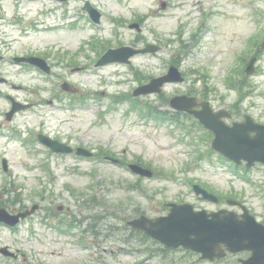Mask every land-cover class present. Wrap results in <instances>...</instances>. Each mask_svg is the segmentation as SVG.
<instances>
[{"label": "rangeland", "instance_id": "obj_1", "mask_svg": "<svg viewBox=\"0 0 264 264\" xmlns=\"http://www.w3.org/2000/svg\"><path fill=\"white\" fill-rule=\"evenodd\" d=\"M93 1L96 7L103 6L107 16L111 11L118 12L125 21L148 16L143 37L147 42L159 40L163 49L155 57L134 58L130 67L109 65L97 70L93 65L99 54L96 49L91 52L89 43L93 42L92 48L97 44L99 50L109 47L112 34L102 31L107 25L98 31L99 27L92 29L83 19L79 33L66 32L68 28L44 32L46 27H54L49 20H58L59 12L47 18L40 16L34 22L37 26L28 29L29 36L13 45L11 51L22 52L25 43L34 52L43 53L51 47L55 54L51 76L1 69L8 81L21 88L14 90L0 84V204H39L42 209L16 233L0 229L3 243L15 244L28 255L27 261L19 264H163L156 249L142 241L126 220L139 214L158 216L163 204L177 197L197 209L212 210L214 205L195 197L192 184L222 196H227L229 185L234 189L236 184L242 185L231 184L236 179L222 168L231 163L210 152V141L192 120H184L180 127L158 123L143 118L141 109L148 112L146 106L149 110L153 106L168 109L172 96L190 92L210 100L215 107L234 108L236 118L249 115L264 122V0ZM161 2L166 3L165 10H160ZM0 3V29L16 40L19 38L13 28L17 24L10 22L12 15L34 21L39 17L37 11L45 5L43 10L49 12L56 2ZM29 11L31 15H27ZM73 23L70 20L64 25ZM122 32L126 33L122 43L135 38L132 31ZM61 46L67 49L65 54ZM252 58H256V73L247 78L243 70ZM75 65L86 70L72 73L70 68ZM170 65L180 66L184 83L166 85L160 95L133 99L131 93L138 81L147 82ZM66 82L76 86L78 95L62 89ZM6 93L21 102L52 100L54 105L36 106L6 123ZM77 98L86 101H77L74 109L67 107L69 99ZM38 133L87 149L102 146L113 154L124 151V165L47 155L36 141ZM2 159L7 161L6 172L1 167ZM134 162L151 168L153 178L139 179L135 173L132 176L126 165ZM251 174L264 181L263 168L254 167ZM60 206L63 210L57 211ZM178 256L181 260L175 264L198 261L188 252Z\"/></svg>", "mask_w": 264, "mask_h": 264}, {"label": "flooded vegetation", "instance_id": "obj_2", "mask_svg": "<svg viewBox=\"0 0 264 264\" xmlns=\"http://www.w3.org/2000/svg\"><path fill=\"white\" fill-rule=\"evenodd\" d=\"M0 1H2V0H0ZM52 1L56 2L55 4H53L54 5L53 9L50 10L49 12L44 11L43 8L46 7L44 5L42 10L37 11V14H39V17L36 18L34 21H24V20L20 19V17L18 15H15V14L12 15L10 22L17 24V28L16 29L13 28V29L15 30L14 33H17L19 39L15 40V37H11V35L9 33H3L4 30L0 29V46H1V48H0V84L6 85V86H8L14 90H19L21 88L20 86L14 85L11 81H8V78H6L2 75L3 73H1V69L3 67L13 68L14 72H16L17 69H19V73H22V72L23 73H25V72L26 73H28V72L29 73H34V72L42 73L38 68H35L34 66H31L25 62H18L20 59H30V58L43 59L47 63V65L49 66V68L51 70L49 76H51L54 73L55 65L53 64V56L55 54H53L50 51L51 47L46 49L45 52L40 53L38 51L34 52L25 43H22L23 44L22 45L23 46L22 52H18L16 50L11 51V49L13 50V45H15V43H19V40H21V39L24 40L26 38V36H29L30 31L28 29L31 27L37 26L34 24V22H38V19L40 18V16L47 18V17L51 16L52 12H54V14L56 12H59V14H58L59 19L54 20V21L49 20L52 23L50 25L54 24V27H51V26L46 27L44 32L49 30V31H54V33H56L58 30H61L63 28H68V31H66V32H70L73 34L79 33L77 31L82 28V20L83 19L87 20L88 24L91 25L92 29H96L99 27L98 31L102 30V27H101L102 25H107V28L102 30V31L103 32L108 31V33L111 32V34H112V35H110V37L112 38V41L109 42V45H108L109 47L103 46L99 50L97 44H96L95 48L94 47L92 48L93 42L89 43L91 45V48H90L91 52H94L96 49V52H98V54H99V55L95 56L96 58H94L95 61H94L93 66L95 69L97 68L95 66L97 60L108 49H118V48H121L124 46H131L133 48H143L148 43L156 44L157 46H159L160 48L163 49L159 40H155V41L152 40L151 42H147V40L143 37L144 32H145L144 24L149 19L148 16H145V17L136 16V17H134L133 20L130 19V21H127V19H126V21H125L123 19V15H121L118 12L115 13L114 11H111L110 14L107 16L106 12H105L106 10L103 8V6L96 7L93 4L94 3L93 0H48V2H52ZM115 5H117L119 7V4H115ZM0 6H3V5L0 3ZM48 6H50V5H48ZM86 6H88V8H86ZM94 8L98 10V13L96 10L93 11ZM123 10H124V8H123ZM124 12L126 15V12H128V11L125 10ZM99 14H100V22L96 23L95 19L99 17ZM27 15H31V12L30 11H29V13L27 12ZM70 20H72L74 23L70 24V25H64L65 23L67 24ZM131 23L139 24L141 29L139 31L132 30L130 28ZM55 24H57L58 26ZM75 24H76V27L73 30V26ZM119 29L121 31H119ZM124 29H125V31L130 30V31L134 32L135 38L133 39L132 42H130V43H122L121 42V40H123L126 37V33L122 32ZM3 35H5L6 38ZM93 39H95V38H93ZM93 39H91V40H93ZM61 48L63 49V54H65L67 49L63 46H61ZM61 53L62 52L60 51V54ZM77 53H78V51L75 52V54H77ZM75 66L70 68L72 70V73H81V72L86 70L85 67H83L81 65L80 66L75 65ZM126 66L129 67V66H131V64L126 65ZM76 69H78V71H75ZM66 83L68 84L67 85L68 90L73 91L75 93L79 92L78 89L76 88V86H74L68 82H66ZM4 96L7 97L9 95L5 94ZM199 101L201 102V100H199ZM22 103L30 105L31 108L28 109L29 111H33L36 108V106H38L39 108H43L41 106L49 105V106L53 107V105H54L52 100L22 101ZM9 104L7 103L8 110L10 109V106H11V104L10 105ZM64 106H66V103ZM72 106H74V101L72 99H69L67 101V107H72ZM7 111L3 112V116H4L5 121H6L5 117H6ZM20 113H23V112H20ZM20 113H18L16 116H14V118L17 117ZM1 116H2V113H1ZM183 116H185V115H183ZM243 116H239L240 119L237 118V120H241ZM185 117H186V119L189 120V118H187V116H185ZM254 121L257 123H262L256 119H254ZM6 123H7V121H6ZM1 126L2 125L0 124V127ZM53 139L58 140L62 143H65L66 145H70L74 149H76L80 145V144H75V143L73 144L71 142L69 143V142L63 141V140L61 141L60 139H56V138H53ZM45 150L47 151V153H46L47 155H54L57 157H66L67 156V155H55V154H52L50 152V150H47V149H45ZM107 150L108 149H106V151L100 150L96 147L94 149V156L91 159L98 161L99 159H105L108 156L114 155V154H112V152H109V151L107 152ZM115 155L119 157V153H117ZM120 155H122V154H120ZM69 156L75 158V156L73 154L69 155ZM121 158L119 157L120 160H121ZM120 165H121V163L117 164V166H120ZM254 167H261L264 169V166H262V165H255L252 168H247L245 164H241V165H237V166H235V165L222 166V168L225 171L229 172L231 177L236 179L235 181H232L231 184L240 183L242 185L240 186V185L236 184L235 189L229 185L228 189L226 191L227 196H222L219 193L216 194L213 192V190H210L209 188L208 189L204 188L208 192L214 194L215 196H217L219 198L218 204L214 205V208L212 210H209V211L226 209V210L234 212V214L237 216V218L241 219V216L244 214L241 207L236 206V205L230 206L228 204L229 202H238L240 205H242L246 209V211L251 216L254 217V219L259 224L264 226V181L258 180L257 178L254 177L253 174H251ZM219 191H221V189ZM137 192H140V191H137ZM13 203L14 202H12V205H13ZM169 203H175V204L180 205V204L189 203V202L185 201L184 199L177 197ZM166 205H167V203L163 204V210H162L161 214L167 213L168 208L166 207ZM191 205L194 207V209H197L193 204H191ZM1 206H4L2 208L7 210L10 214H16L22 208V207H14V206L10 207L7 205H1L0 204V207ZM203 209H206V208H203ZM46 217H47V215H46ZM1 228H3V226L0 224V229ZM11 231H15V229H12ZM2 247H7L10 251L14 252L15 255L17 256V258L12 259V258H8V257H4L2 254H0V264H5V263L6 264H17L19 257H24V255L20 253V249L15 244L9 245L8 243H3L1 238H0V248H2ZM153 247L156 249V253H159L161 255L160 257L165 261V262H163V264H175L178 259L181 260V257L178 256V254H180V253L185 254L186 253V251H184L182 249H178L176 251H173V250H169V249H166L160 245H155V244H153ZM248 256H249L248 252H241V253H237L234 255L228 254V256L226 257L225 260L228 261L229 263H232V264H240L239 263L240 260H245L246 258H248ZM172 257L177 258V259H171ZM23 261H24V259H23Z\"/></svg>", "mask_w": 264, "mask_h": 264}, {"label": "water", "instance_id": "obj_3", "mask_svg": "<svg viewBox=\"0 0 264 264\" xmlns=\"http://www.w3.org/2000/svg\"><path fill=\"white\" fill-rule=\"evenodd\" d=\"M134 53L137 52L132 51L131 55ZM110 54H107L100 61V64L103 65L115 61V57ZM254 61L255 59H252L247 67L245 71L247 75L254 72ZM182 80L177 69L170 68L166 76L153 79L149 84L138 88L134 95L159 93L163 84L182 82ZM170 104L176 110L194 114L201 124L212 130L215 134L212 147L226 158L237 164L241 161H245L248 165L256 162L264 164V126L255 125L247 118L243 124H233L232 127H227L221 121V118L224 116H229L227 113H224L222 110L212 113L207 103L202 104V110L196 112L193 110L197 106L195 99L186 96L174 97ZM16 110L17 108H14L11 113ZM39 140L46 146H49L54 152H71L70 149L48 138L39 136ZM77 154L83 156L90 155L83 149H79ZM131 169L142 176H152V173L147 170L136 167H131ZM194 191L196 194L201 193L204 199H210L197 186L194 187ZM36 208L34 206L31 210L17 216H9L4 210H0V221L8 225H14L18 222L19 218L31 215ZM176 211L173 210L167 217L155 220L141 217L129 222V225L144 231L148 236L169 248L182 246L192 249L200 253L203 259L213 261L215 258H222L224 252L218 249L220 248V244H224L230 252L241 250L253 251V257L244 264H264V259L262 260L263 262H258L256 257L257 254L264 257V246L260 249L258 247V240L261 237L264 238V231L246 230L234 224L229 216L222 214L223 212L207 215L204 212L193 213L191 210Z\"/></svg>", "mask_w": 264, "mask_h": 264}, {"label": "trees", "instance_id": "obj_4", "mask_svg": "<svg viewBox=\"0 0 264 264\" xmlns=\"http://www.w3.org/2000/svg\"><path fill=\"white\" fill-rule=\"evenodd\" d=\"M148 110H149V108H148ZM153 112H155V111H153Z\"/></svg>", "mask_w": 264, "mask_h": 264}]
</instances>
